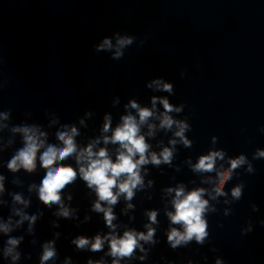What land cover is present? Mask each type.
Instances as JSON below:
<instances>
[{"label": "water", "instance_id": "95a60500", "mask_svg": "<svg viewBox=\"0 0 264 264\" xmlns=\"http://www.w3.org/2000/svg\"><path fill=\"white\" fill-rule=\"evenodd\" d=\"M125 37L132 43L116 57L117 41ZM105 39L110 49H100ZM139 109L152 113L143 123ZM165 114L174 121L170 128L161 126ZM126 116L139 125L149 163L140 166L142 184L132 198L120 194L109 205L80 176L87 161L78 164L76 157L92 145L93 153L105 149L115 162L124 149L110 138ZM180 125H186L183 138L176 135ZM25 128L43 146L32 171L12 170L9 163L26 147ZM73 128L76 152L55 166H71L76 178L60 192L59 204H45L39 189L47 169L40 156L49 146L63 148L58 134L71 135ZM166 148L170 162L151 163L152 154ZM214 152L222 158L212 171L195 169ZM260 152L264 0H0V226L8 228L0 227V264H264ZM240 157L244 162L231 169ZM229 171L218 194L220 174ZM181 187L184 194L204 189L207 235L173 247L170 231L184 227L168 214ZM97 202L111 207L113 227L95 210ZM149 228L152 238L138 240L131 256L111 255L113 236L147 235ZM97 236L103 244L94 251ZM81 237L89 241L83 248L75 243ZM11 239L18 243L10 245ZM46 247L55 255L42 262Z\"/></svg>", "mask_w": 264, "mask_h": 264}, {"label": "clouds", "instance_id": "9594fccd", "mask_svg": "<svg viewBox=\"0 0 264 264\" xmlns=\"http://www.w3.org/2000/svg\"><path fill=\"white\" fill-rule=\"evenodd\" d=\"M132 43L130 37L120 38L117 41L116 57L122 55L120 49L126 45ZM100 49L111 48L112 43L110 40L105 39L101 44ZM157 86H160V82H155ZM163 88L170 91L171 85L164 84ZM155 104V98L153 100ZM164 108L167 112L173 110L172 106L167 100H162ZM132 107L138 106L133 103ZM179 109H177L178 111ZM152 115L148 109H139L140 123L147 120ZM123 124L118 127L113 136L110 138L112 142H118L124 151H119L117 159L113 162L105 149H101L98 153H93L92 145H89L86 149L81 151L76 157L77 163L87 161V167L81 166L79 168L80 176L88 183V186L95 187L99 201H106L109 205L115 204L120 194H124L126 199L130 200L133 196V190L140 184H142V178L139 174L140 166L149 163V159L146 157L148 145L144 140V137L139 135V125L136 119L132 116H126L123 118ZM174 121L165 114L161 120L162 127H171ZM109 125L105 124V131L108 130ZM152 126H150L151 128ZM186 125H180V131L176 133L177 136L183 138V130ZM22 131L25 133L26 147L21 150L18 155L9 163V168L16 170L19 166L24 167L28 171H32L35 168L36 153L43 146V142H38L34 135H29V129L25 128ZM76 135L75 128L72 129L71 135L68 133L58 134V138L63 142V148H56L49 146L46 151L40 156L41 166L47 169L46 175L41 182L39 189V195L41 201L45 204H59L61 200L60 192L70 184L76 178V171L71 166H55L58 161H64L66 158L71 157L76 152V146L73 137ZM109 138H105V142H108ZM187 145L189 142L184 141ZM174 143V141H173ZM139 156V159L134 157ZM259 155L264 156V152H260ZM96 157L93 159V157ZM172 152L170 149H164L158 157L155 153L151 156V163L160 164L161 159L163 162H170ZM217 157L222 158V154L219 152L210 153L208 156L201 157L198 163L194 166L199 171H212ZM244 162V158L240 157L234 161H231V169H235ZM229 172L220 174L221 187L216 188L218 194H222V185L225 180L228 179ZM124 177V179H120ZM2 179V178H0ZM118 189L114 192L113 189ZM3 190L2 184H0V191ZM169 191H172L169 189ZM176 198L173 201L175 212L169 213V217L174 224H182L184 231L180 232L177 229H172L169 233L168 239L172 243L173 247H176L181 242H187L195 238L198 242H203V239L207 235L206 221L203 219V214L206 211L207 201L204 200V189H197L188 194H184L183 188L175 190ZM240 195L239 189L233 190V196L238 197ZM16 199L19 201L20 197ZM131 206V205H129ZM95 210L104 212L105 221L110 226L112 220L115 218L112 214L111 207L103 208L99 202L94 205ZM61 214L65 217L68 216L67 209H62ZM150 220L156 222V213L149 214ZM27 219V217H25ZM35 221V217L31 218ZM3 231L7 232V226H0ZM154 234V229L149 228L147 235L140 233L137 234L132 231L124 233L122 238L117 239L112 237L110 241L111 255L114 257L131 256L134 249L138 245V240H150ZM18 243L17 240H9V244L15 246ZM78 247L83 248L89 243V241L83 237L75 241ZM103 241L97 236L95 242L92 244L94 251L99 250L102 247ZM12 248L7 250V254H11ZM55 255L54 250L51 247H46L42 256V262L48 261ZM17 257H13L16 259ZM113 264H118V261H114ZM219 264V262H217Z\"/></svg>", "mask_w": 264, "mask_h": 264}]
</instances>
